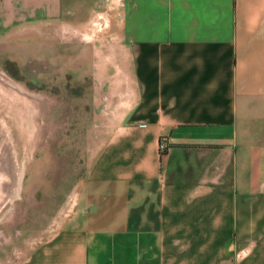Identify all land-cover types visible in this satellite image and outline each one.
<instances>
[{"label": "crops", "instance_id": "crops-1", "mask_svg": "<svg viewBox=\"0 0 264 264\" xmlns=\"http://www.w3.org/2000/svg\"><path fill=\"white\" fill-rule=\"evenodd\" d=\"M53 24L97 34L102 133L12 264H264V0H0L2 45Z\"/></svg>", "mask_w": 264, "mask_h": 264}, {"label": "rangeland", "instance_id": "rangeland-1", "mask_svg": "<svg viewBox=\"0 0 264 264\" xmlns=\"http://www.w3.org/2000/svg\"><path fill=\"white\" fill-rule=\"evenodd\" d=\"M55 26H44L42 62L34 30L0 43V264L17 261L65 218L102 133L89 64L97 34Z\"/></svg>", "mask_w": 264, "mask_h": 264}, {"label": "built area", "instance_id": "built-area-1", "mask_svg": "<svg viewBox=\"0 0 264 264\" xmlns=\"http://www.w3.org/2000/svg\"><path fill=\"white\" fill-rule=\"evenodd\" d=\"M115 3H119L120 0H113ZM109 23V19L104 14H97L96 18L92 22V27L97 31L105 28ZM93 35V34H92ZM168 148L166 140L164 138L160 139L159 150L160 154H163Z\"/></svg>", "mask_w": 264, "mask_h": 264}]
</instances>
